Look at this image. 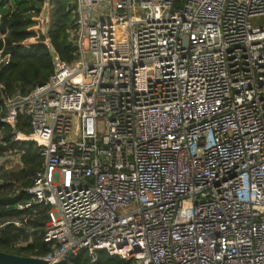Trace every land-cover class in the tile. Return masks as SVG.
Here are the masks:
<instances>
[{
    "label": "built area",
    "instance_id": "obj_1",
    "mask_svg": "<svg viewBox=\"0 0 264 264\" xmlns=\"http://www.w3.org/2000/svg\"><path fill=\"white\" fill-rule=\"evenodd\" d=\"M50 2L13 45L44 44L53 72L0 103L14 142L41 157L13 186L29 196L19 219L46 215L50 250L35 257L264 264V0H72L71 63L51 45ZM22 167L0 151V171Z\"/></svg>",
    "mask_w": 264,
    "mask_h": 264
},
{
    "label": "trees",
    "instance_id": "obj_2",
    "mask_svg": "<svg viewBox=\"0 0 264 264\" xmlns=\"http://www.w3.org/2000/svg\"><path fill=\"white\" fill-rule=\"evenodd\" d=\"M70 1L51 0L48 32L55 53L66 63L77 59L76 46L72 40H69L68 33L74 22V4L72 2L70 4ZM41 3L42 0H0V35H4L3 43L0 39V46L10 54V61L0 66V103H2V97L6 98L17 92L29 93L47 80L53 72L51 55L44 44L39 42L29 49L13 45L34 35L27 29L35 25L32 18L39 13ZM16 129L28 132V120L22 116L19 117ZM13 134V129L0 123V151L16 150L20 152L23 162V167L18 172L4 171L0 174V225L16 219L20 226L7 224L0 227V251L19 256L41 257L50 250L48 244L42 240L46 215L44 211L34 206L32 207V211L35 210L34 216L25 221L19 219L23 211L18 207L26 203L29 196L25 193L13 196L15 184L22 187L29 185L28 177L39 168L41 157L38 148L32 143L14 142ZM29 238L31 242H28ZM19 241L27 242L26 246L15 248ZM71 264L92 263L84 252L74 256ZM94 264L130 263L100 251L97 253V262Z\"/></svg>",
    "mask_w": 264,
    "mask_h": 264
},
{
    "label": "water",
    "instance_id": "obj_3",
    "mask_svg": "<svg viewBox=\"0 0 264 264\" xmlns=\"http://www.w3.org/2000/svg\"><path fill=\"white\" fill-rule=\"evenodd\" d=\"M71 255H68V259ZM0 264H47L46 261L36 257L19 256L10 253H4L0 251ZM52 264H70L67 259L60 260L59 262Z\"/></svg>",
    "mask_w": 264,
    "mask_h": 264
},
{
    "label": "rangeland",
    "instance_id": "obj_4",
    "mask_svg": "<svg viewBox=\"0 0 264 264\" xmlns=\"http://www.w3.org/2000/svg\"><path fill=\"white\" fill-rule=\"evenodd\" d=\"M72 0L70 1V4H71ZM252 23L255 24V25H264V17H261V18H257V19H253L252 20ZM6 170H3L0 172V174ZM19 170H17L16 172H18ZM7 172V171H6Z\"/></svg>",
    "mask_w": 264,
    "mask_h": 264
}]
</instances>
